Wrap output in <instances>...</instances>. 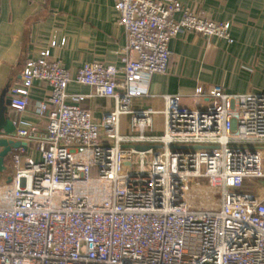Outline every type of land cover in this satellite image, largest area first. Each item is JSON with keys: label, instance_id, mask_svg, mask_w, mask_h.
Returning a JSON list of instances; mask_svg holds the SVG:
<instances>
[{"label": "built area", "instance_id": "obj_1", "mask_svg": "<svg viewBox=\"0 0 264 264\" xmlns=\"http://www.w3.org/2000/svg\"><path fill=\"white\" fill-rule=\"evenodd\" d=\"M115 9L126 34L120 65L71 72L52 40L9 88L15 114L35 81L48 95L34 107L42 128L12 120V137L34 140L39 158L19 149L0 172V264H264V91L198 85L194 105L163 94L162 110L130 108L167 71L172 38L231 41L230 23L178 0H116ZM70 82L92 94H69ZM92 95L114 103L100 119L77 103Z\"/></svg>", "mask_w": 264, "mask_h": 264}, {"label": "crops", "instance_id": "obj_2", "mask_svg": "<svg viewBox=\"0 0 264 264\" xmlns=\"http://www.w3.org/2000/svg\"><path fill=\"white\" fill-rule=\"evenodd\" d=\"M115 1L0 0V94H4L5 109L17 125L35 124L42 128L45 120L36 114L34 107L48 95L46 83L37 80L29 90L26 110L15 114L10 107L7 87L20 81L19 66L23 56H35L55 40L50 53L71 72L95 60L121 64L120 51L126 45V34L116 22ZM178 1L212 19L229 22L231 41L205 38L192 31L178 33L169 43L171 56L167 71L150 76L151 97L134 99L131 110H162L164 103L160 95L163 94H179L182 104L194 105L190 95L198 85L220 86L227 93L264 91V0ZM67 91L92 94L89 86L75 82L69 83ZM77 103L89 109L95 119L114 107L111 99L93 95ZM128 123L129 116H122L121 133L128 132ZM156 130L154 123L153 133H161ZM17 140L25 143L24 148H19L24 154L39 158L34 140ZM14 152L17 150L5 160L7 169Z\"/></svg>", "mask_w": 264, "mask_h": 264}, {"label": "water", "instance_id": "obj_3", "mask_svg": "<svg viewBox=\"0 0 264 264\" xmlns=\"http://www.w3.org/2000/svg\"><path fill=\"white\" fill-rule=\"evenodd\" d=\"M44 9L45 8L41 10L40 14H42ZM25 60H26V56H23V58L20 61V66H19L20 70L22 69L25 63ZM10 87L11 86L7 87V91H9ZM5 100L6 98L4 94L1 93L0 94V172L6 170L7 166L5 160L12 153V151L25 147V143L23 141L14 139L12 137L15 127L13 125L12 119L10 118V116L8 115L5 109V105H4ZM134 148L137 150H143L146 148V146L135 145Z\"/></svg>", "mask_w": 264, "mask_h": 264}, {"label": "rangeland", "instance_id": "obj_4", "mask_svg": "<svg viewBox=\"0 0 264 264\" xmlns=\"http://www.w3.org/2000/svg\"><path fill=\"white\" fill-rule=\"evenodd\" d=\"M154 117H155V119H154L155 128L157 130L161 131L160 130L161 126L159 124V123H161V116L160 115H155ZM132 160L135 162L136 161V156H134ZM2 183H4V182H1V184ZM189 186H191V188H194V189H204V188H206V186L202 182H192V183H189Z\"/></svg>", "mask_w": 264, "mask_h": 264}]
</instances>
